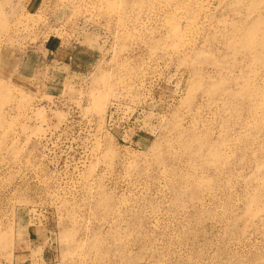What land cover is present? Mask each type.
Instances as JSON below:
<instances>
[{
	"label": "rangeland",
	"instance_id": "1",
	"mask_svg": "<svg viewBox=\"0 0 264 264\" xmlns=\"http://www.w3.org/2000/svg\"><path fill=\"white\" fill-rule=\"evenodd\" d=\"M0 264H264V0H0Z\"/></svg>",
	"mask_w": 264,
	"mask_h": 264
}]
</instances>
